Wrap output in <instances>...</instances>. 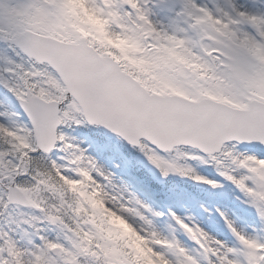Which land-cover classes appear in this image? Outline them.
<instances>
[{
	"label": "snow or ice",
	"instance_id": "1",
	"mask_svg": "<svg viewBox=\"0 0 264 264\" xmlns=\"http://www.w3.org/2000/svg\"><path fill=\"white\" fill-rule=\"evenodd\" d=\"M85 123L137 147L163 176L216 188L188 161L214 165L260 227L248 233L221 212L229 245L172 212L192 246L175 229L164 235L148 215L162 214L62 131ZM0 264H264V10L0 0Z\"/></svg>",
	"mask_w": 264,
	"mask_h": 264
},
{
	"label": "rangeland",
	"instance_id": "2",
	"mask_svg": "<svg viewBox=\"0 0 264 264\" xmlns=\"http://www.w3.org/2000/svg\"><path fill=\"white\" fill-rule=\"evenodd\" d=\"M239 2L254 10H264V0H239ZM65 133L71 137L67 132ZM73 143L79 144L80 148L86 150L87 155L92 157L97 162L98 166L113 175L114 184L118 186L121 192H123L125 195H128L129 193L133 194L144 204L148 205V207L152 210V213L162 214L160 216H154L151 213H148L150 218L153 220L154 227L158 231L164 235H170L173 229H175V233L179 239L190 247L191 245L188 239L186 236H184L179 227L175 225V221L173 220L170 213L174 212L181 218L194 221L210 235L217 239L226 241L229 245H234L237 242L232 233L227 228L224 216L231 220L238 229L244 230L248 233H252L254 229H258L260 227V222L258 220L250 215L242 213L239 210L236 204L241 198L238 189H236L235 186L226 179L221 177L218 171H216L217 169H215V166L212 164H203L194 160L188 161L189 164L195 169L197 174L208 179L218 181L220 186L225 184L229 186L226 188V197L220 199L217 205L211 206L207 201H204L202 203V213L197 216L194 213V204L189 200L180 202L174 199L168 201L167 204H164L154 201L151 198L152 189L144 190L142 188H136L130 177L119 170V159L116 153V140L114 138H110L108 136L107 141L103 146L97 144L96 141L83 136L74 137ZM244 147L245 146H240V149L244 150ZM145 165L148 170H151L152 164L148 160H146ZM221 212L224 213V216L220 215ZM110 213L113 215V217H117L115 213ZM190 217L192 219H190ZM118 218L123 220L122 217ZM124 223L127 224L126 221H124ZM127 225L131 230L132 235L130 236H132L136 241L142 242L144 245L143 240L136 235L131 225ZM144 246L146 247V245Z\"/></svg>",
	"mask_w": 264,
	"mask_h": 264
},
{
	"label": "clouds",
	"instance_id": "3",
	"mask_svg": "<svg viewBox=\"0 0 264 264\" xmlns=\"http://www.w3.org/2000/svg\"><path fill=\"white\" fill-rule=\"evenodd\" d=\"M113 220L121 226V228L126 234L132 235L131 230L129 229L128 225L124 223L123 220H120L118 217H114Z\"/></svg>",
	"mask_w": 264,
	"mask_h": 264
}]
</instances>
